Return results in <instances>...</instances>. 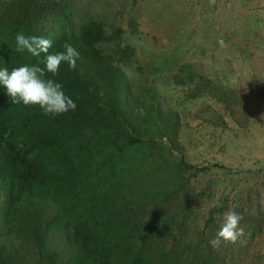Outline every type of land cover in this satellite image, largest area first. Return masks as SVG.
I'll use <instances>...</instances> for the list:
<instances>
[{
    "label": "trees",
    "instance_id": "obj_1",
    "mask_svg": "<svg viewBox=\"0 0 264 264\" xmlns=\"http://www.w3.org/2000/svg\"><path fill=\"white\" fill-rule=\"evenodd\" d=\"M72 2L0 0V66L38 62L16 50L19 32L49 37V51L70 43L80 53L75 68L45 73L75 110L46 115L0 88V264H242L238 239L209 241L229 210L259 233L264 188L224 206L213 200L218 182L197 186L210 163L164 157L158 140L175 134L176 112L162 106L154 79L134 82L125 71L134 48L122 45V29L98 17L77 24ZM199 71L182 63L166 79L186 87L184 100L216 98L230 114L243 107L234 88Z\"/></svg>",
    "mask_w": 264,
    "mask_h": 264
},
{
    "label": "rangeland",
    "instance_id": "obj_2",
    "mask_svg": "<svg viewBox=\"0 0 264 264\" xmlns=\"http://www.w3.org/2000/svg\"><path fill=\"white\" fill-rule=\"evenodd\" d=\"M72 3L77 24L98 17L108 31L122 29V45L134 48L125 71L134 82L154 79L162 106L176 112L175 134L158 140L164 157L196 167L210 163L207 174L195 178L197 186L219 183L214 201L220 197L222 205L232 207L251 201L264 188V0ZM182 63L201 70L203 78L234 88L243 107L230 114L216 98L182 99L186 87L166 79ZM260 193L264 207V191ZM234 252L242 264H264V227L254 235L243 231Z\"/></svg>",
    "mask_w": 264,
    "mask_h": 264
},
{
    "label": "clouds",
    "instance_id": "obj_3",
    "mask_svg": "<svg viewBox=\"0 0 264 264\" xmlns=\"http://www.w3.org/2000/svg\"><path fill=\"white\" fill-rule=\"evenodd\" d=\"M15 40L17 51L27 50L39 59L35 64H22L11 70L7 66H0V88L4 90L10 102L39 105L46 115L75 110L77 104L66 94L63 85L52 77L46 78L45 73L50 72L54 77L62 62L75 68L80 55L77 48L65 43L63 50L49 51L53 46L52 39L43 35H25L23 32L17 33ZM242 218L235 210L227 211L223 223L209 243L213 247H219L225 241H236L243 233L240 227Z\"/></svg>",
    "mask_w": 264,
    "mask_h": 264
}]
</instances>
